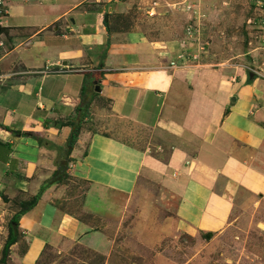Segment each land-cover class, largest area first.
<instances>
[{
	"label": "crops",
	"instance_id": "1",
	"mask_svg": "<svg viewBox=\"0 0 264 264\" xmlns=\"http://www.w3.org/2000/svg\"><path fill=\"white\" fill-rule=\"evenodd\" d=\"M150 2L4 0L0 258L20 203L56 170L51 146L68 138L70 127L60 124L79 106L85 78L92 102L67 178L87 182L99 196L97 205L85 197L82 211L98 213L108 190L134 194L146 174L177 198L175 215L184 231L216 233L229 224L236 190L264 194V169L256 164H264L263 92L244 71L213 66L203 56L200 63L171 65L185 26L174 37L164 23L153 33ZM120 124L151 132V144L112 137ZM164 150L166 159L154 154ZM68 179L47 188L19 218V239L6 264H37L47 248L59 251L65 242L105 250L102 231L62 207Z\"/></svg>",
	"mask_w": 264,
	"mask_h": 264
},
{
	"label": "rangeland",
	"instance_id": "2",
	"mask_svg": "<svg viewBox=\"0 0 264 264\" xmlns=\"http://www.w3.org/2000/svg\"><path fill=\"white\" fill-rule=\"evenodd\" d=\"M147 6L153 33L164 23L165 32L174 37L177 28L185 26L181 38L186 41L191 28L203 46L199 60L203 56L213 66L244 71L264 98V0H151ZM76 110L70 119L77 117ZM126 129L133 134L124 133ZM111 136L145 147L154 134L120 124ZM154 154L167 158L166 150ZM256 164L264 169L262 162ZM146 176L139 177L130 196L108 190L98 213L82 211L85 197L95 204L98 200L93 187L66 178L62 193L67 204L62 207L102 231L107 246L95 251L65 242L62 250L47 248L38 264H264V194L236 190L229 224L220 232L192 234L177 220V198Z\"/></svg>",
	"mask_w": 264,
	"mask_h": 264
},
{
	"label": "trees",
	"instance_id": "3",
	"mask_svg": "<svg viewBox=\"0 0 264 264\" xmlns=\"http://www.w3.org/2000/svg\"><path fill=\"white\" fill-rule=\"evenodd\" d=\"M106 25V21H105ZM87 82L85 80V83L82 88L81 92V101L79 106L77 107L76 113L77 117L74 119L68 120L64 124L60 125H66L70 127L71 131L66 139L65 143L62 146H51L57 151V161H56V170L53 173L52 177L50 180L45 183L41 188L39 189L38 193L31 198L28 201H24L20 203V210L12 217V219L9 222L8 225V237L4 243L2 253H1V258H0V264H6L8 261L9 257V251L10 247L15 244L18 239H19V233H18V221L19 218L24 215L26 212L31 210L41 197L42 193L49 188L53 184H59L62 183L66 178H67V169L68 165L71 162L70 154L71 151L73 150L77 140L78 136L80 133L81 129V124L85 118L89 117V106L92 102V94H89L87 92ZM39 263V262H38ZM37 263V264H38Z\"/></svg>",
	"mask_w": 264,
	"mask_h": 264
},
{
	"label": "built area",
	"instance_id": "4",
	"mask_svg": "<svg viewBox=\"0 0 264 264\" xmlns=\"http://www.w3.org/2000/svg\"><path fill=\"white\" fill-rule=\"evenodd\" d=\"M4 5V0H0V12L1 7ZM1 17V16H0ZM262 25L264 27V21L262 22ZM0 27H1V21H0ZM188 39L186 41H183L180 45L181 53L177 56L175 61H171V65H185L190 62H194V60L198 59L200 53L203 50V46L199 45L200 38L199 35H193L194 32L191 31V28H187L186 30ZM197 53L195 55L194 53Z\"/></svg>",
	"mask_w": 264,
	"mask_h": 264
},
{
	"label": "water",
	"instance_id": "5",
	"mask_svg": "<svg viewBox=\"0 0 264 264\" xmlns=\"http://www.w3.org/2000/svg\"><path fill=\"white\" fill-rule=\"evenodd\" d=\"M94 90H95V92H97V93L100 92V88L98 87V85L96 84V82H95V89H94ZM206 237H207V238H211V234H207Z\"/></svg>",
	"mask_w": 264,
	"mask_h": 264
}]
</instances>
